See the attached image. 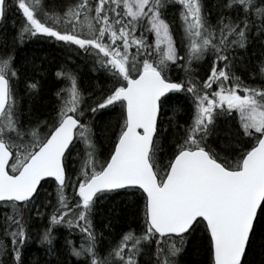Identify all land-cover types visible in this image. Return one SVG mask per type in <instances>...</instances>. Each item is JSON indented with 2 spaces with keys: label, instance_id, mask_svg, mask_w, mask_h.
Here are the masks:
<instances>
[{
  "label": "snow or ice",
  "instance_id": "1",
  "mask_svg": "<svg viewBox=\"0 0 264 264\" xmlns=\"http://www.w3.org/2000/svg\"><path fill=\"white\" fill-rule=\"evenodd\" d=\"M37 40L66 53L46 111L17 64ZM81 54L105 74L87 94L71 67ZM61 227L79 246H57ZM73 257L264 264V0H0V264Z\"/></svg>",
  "mask_w": 264,
  "mask_h": 264
},
{
  "label": "trees",
  "instance_id": "2",
  "mask_svg": "<svg viewBox=\"0 0 264 264\" xmlns=\"http://www.w3.org/2000/svg\"><path fill=\"white\" fill-rule=\"evenodd\" d=\"M207 6L209 9L212 8V5L214 3V0H206ZM9 19L13 22V20L17 21V27L19 26V15H14L12 13H9ZM11 22V23H12ZM9 32L12 31V27L8 29ZM260 52V46L258 43H253L249 46L247 53L240 51L238 55L240 57H243V63H255L257 61V56ZM66 53L56 46H50L48 41L44 40H37L34 42H29L22 46L18 50L17 54V64L18 66L22 68H26V76H35V79L40 82L41 88H40V97L37 102V107L40 108L41 111H46L48 108H50L54 102V93L61 87H65L66 85L59 82L58 79L55 77L54 73L56 71L57 65L62 63L65 59ZM42 57H46L45 59H41ZM35 58L37 63V68L35 72H33L31 62ZM243 63H241L238 68L236 69L237 75H241L244 77L248 76V73L244 70ZM71 67L72 70L76 73V75L79 78L80 81V87L85 91V94L87 92L91 91L92 88L99 82H104V73L97 72L93 70V64L92 61L88 58H86L83 54L81 56L77 57L73 55L72 61H71ZM23 78V77H22ZM24 84L21 82L19 84V90L20 95L22 97V102L25 106L30 105V101L26 95H24L23 90ZM106 147V146H105ZM102 150H104L102 148ZM96 230L97 232H103L105 236L104 243H107L108 238V232L105 230L103 222L98 218L96 222ZM125 227L124 223L120 220H117L113 223L112 232L113 235L115 233L121 232L122 229ZM69 229L65 227H61L59 229V239L57 240V246L63 244V237L68 236L69 239L73 240L77 246L81 243V233L79 230L71 232V235L69 234ZM27 254L29 257L33 256H40L43 258L44 255V249L40 246H38L36 243H31L28 247ZM201 256L196 254L195 252H190L188 256L185 257L186 261H193L200 259ZM76 258H70L69 264H73V261Z\"/></svg>",
  "mask_w": 264,
  "mask_h": 264
},
{
  "label": "rangeland",
  "instance_id": "3",
  "mask_svg": "<svg viewBox=\"0 0 264 264\" xmlns=\"http://www.w3.org/2000/svg\"><path fill=\"white\" fill-rule=\"evenodd\" d=\"M10 14H11V16H12V13L10 12ZM7 27H8V29L10 28V27H12V24L9 22V21H7Z\"/></svg>",
  "mask_w": 264,
  "mask_h": 264
},
{
  "label": "bare ground",
  "instance_id": "4",
  "mask_svg": "<svg viewBox=\"0 0 264 264\" xmlns=\"http://www.w3.org/2000/svg\"><path fill=\"white\" fill-rule=\"evenodd\" d=\"M10 23L12 22L11 19L8 20ZM12 24V23H11Z\"/></svg>",
  "mask_w": 264,
  "mask_h": 264
}]
</instances>
